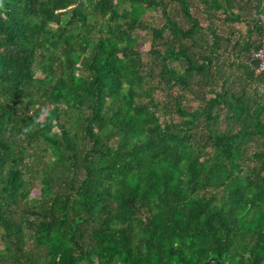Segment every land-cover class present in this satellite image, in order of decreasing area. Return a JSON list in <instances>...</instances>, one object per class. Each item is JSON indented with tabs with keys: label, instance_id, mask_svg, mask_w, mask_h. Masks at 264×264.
<instances>
[{
	"label": "trees",
	"instance_id": "trees-1",
	"mask_svg": "<svg viewBox=\"0 0 264 264\" xmlns=\"http://www.w3.org/2000/svg\"><path fill=\"white\" fill-rule=\"evenodd\" d=\"M260 17L0 0V264H264Z\"/></svg>",
	"mask_w": 264,
	"mask_h": 264
},
{
	"label": "built area",
	"instance_id": "built-area-1",
	"mask_svg": "<svg viewBox=\"0 0 264 264\" xmlns=\"http://www.w3.org/2000/svg\"><path fill=\"white\" fill-rule=\"evenodd\" d=\"M259 19L262 25L263 34L260 36L259 46L250 53L251 59L256 61V72L264 71V17H260Z\"/></svg>",
	"mask_w": 264,
	"mask_h": 264
},
{
	"label": "rangeland",
	"instance_id": "rangeland-1",
	"mask_svg": "<svg viewBox=\"0 0 264 264\" xmlns=\"http://www.w3.org/2000/svg\"><path fill=\"white\" fill-rule=\"evenodd\" d=\"M200 16V21L201 22H204V20H203V16L200 14L199 15ZM239 27H240V29L243 31V29H244V25L243 24H239ZM147 47V43H144L143 45H142V49H145Z\"/></svg>",
	"mask_w": 264,
	"mask_h": 264
},
{
	"label": "water",
	"instance_id": "water-1",
	"mask_svg": "<svg viewBox=\"0 0 264 264\" xmlns=\"http://www.w3.org/2000/svg\"><path fill=\"white\" fill-rule=\"evenodd\" d=\"M212 261V259H208L205 263H203V264H207V263H209V262H211Z\"/></svg>",
	"mask_w": 264,
	"mask_h": 264
}]
</instances>
